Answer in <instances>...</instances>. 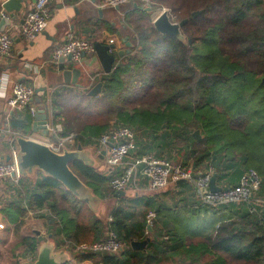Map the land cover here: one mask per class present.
<instances>
[{"label": "trees", "instance_id": "16d2710c", "mask_svg": "<svg viewBox=\"0 0 264 264\" xmlns=\"http://www.w3.org/2000/svg\"><path fill=\"white\" fill-rule=\"evenodd\" d=\"M155 1L172 7L175 13L179 11L168 0ZM182 8L188 19L181 29L184 41L161 35L153 25L141 31L135 27V52L101 79L100 97L82 95L87 102L72 96L70 107L55 115L60 117L65 133H74L75 147L95 145L112 126H124L135 131L140 146L150 141V150L158 157L166 148L171 151V143H180L177 157L183 164L190 162L197 173L212 168L217 181L227 179L228 159L237 161L227 185L238 183L244 171L254 169L260 177L259 188L249 200L210 208L212 213L220 212L221 220L209 233L186 237L175 228L163 231L155 221L151 227L154 251L145 253L130 246L132 240L145 237L146 229L127 205L118 203L104 220L61 183L43 175L26 203L17 200L10 206L19 218L27 208L44 209L43 216L54 228L56 245L60 246V238L79 262L158 264L175 256L176 264H264V0H181ZM195 10L202 12L192 17ZM140 12L147 14L145 9L140 8ZM132 67L137 75L125 78ZM95 98L108 103L95 104ZM77 100H81L80 105H74ZM118 101L122 104L117 105ZM87 103L96 111L82 107ZM15 120L11 124L15 132L29 124L25 117ZM196 129L200 139L192 135ZM243 139L250 143L238 142ZM232 143L236 147L230 152ZM135 154L143 152L136 149ZM70 167L95 197H114L111 177L103 169L80 161H72ZM134 202L138 207L142 203ZM144 204L154 207L153 201ZM169 220L164 221L165 226ZM109 230L124 243L121 252L77 249L80 244L105 237ZM163 232L168 237L154 246L164 239ZM40 241L38 236L20 239L31 259Z\"/></svg>", "mask_w": 264, "mask_h": 264}, {"label": "crops", "instance_id": "0c3cea01", "mask_svg": "<svg viewBox=\"0 0 264 264\" xmlns=\"http://www.w3.org/2000/svg\"><path fill=\"white\" fill-rule=\"evenodd\" d=\"M7 1L8 0H0V14H6L8 17H6L8 23L2 26L3 29L0 30V33L2 31L8 32L13 40L10 54L7 56L0 55V78L8 82L5 87L6 95L10 93L11 83L23 82L33 86L35 94L32 99V105L36 110L34 113H31L28 107L20 110H11L6 104V99H0V160L8 159L11 150L17 148L15 142V137L17 135L31 137L44 143H49L53 139V136L49 132L45 133L44 129L39 128L38 124L35 125L36 131L33 130V123L43 117V114L47 115V122L50 125L60 124L62 127V135H64L63 133L65 132L61 119L55 114L59 113L60 115V113H64V111L70 107L68 103H72V96L80 98L82 95L87 94L89 89L98 81L103 77L109 76L115 70L114 68L119 62H125L128 57L135 52L136 48L134 45L137 40L136 36L132 31L130 32L131 29L128 30L127 27L123 25L120 19L123 15L128 14L129 11H140V7H138L136 1L129 2L131 4V10H126L120 8L125 4L117 7L104 6L103 0H50V18L46 29L39 33L32 41H26L19 34L18 27L22 22L24 14L30 9L34 0H13L9 3L10 9L8 10L3 7ZM68 31H73L75 34L93 41L94 44L95 42L109 44L111 41L115 44V50H126L128 48L126 42L129 41L131 43V52L118 58L110 73L104 72L95 54V49L93 54L81 56L78 61L64 60L65 69L71 71L77 69L78 71L71 75L68 81H65L62 72L58 68V63L56 65H49L46 62L50 59L53 49L62 41V38ZM42 64L43 66L41 68H35V65ZM134 75H137V71L132 67L131 71L124 76L125 78H129V76L133 77ZM101 93L96 95V97H100ZM80 101L81 100H78L79 103ZM24 117L28 120L29 124H25L26 126H24L20 133L16 132L13 134L7 132V129L14 131L11 128V124L15 119H23ZM68 133L73 132H66L65 134ZM96 146L97 145H87L82 147L83 149L89 150L92 166L104 170V149L98 151ZM150 148V141L148 144L140 146L136 140V149H138V151L144 153L148 152ZM161 157L164 156L162 155ZM185 164L191 167L190 162H186ZM42 178L43 173L39 170H35L31 175L21 176L17 183H14L10 179L0 180V224L2 225V227H0L1 263L21 264L23 261H34L36 255L34 259L27 256L25 251L26 247L20 243V239L26 236H38L41 237L40 244L45 242L51 243L54 249L57 247V249H59L57 251L63 250L67 254L68 259L65 264H94L93 261L89 259L80 262L76 260L73 257L72 250H67V246L62 244L59 237L57 242L60 246L56 245L54 240L55 236L54 238L52 237L53 233L55 234L54 228L51 226L52 223L43 216V213H45L44 209H28L26 207L27 209L23 217L19 218L15 216V210L11 208L10 204L15 205L14 201L17 200L26 203L31 189L34 187L35 183ZM216 183L219 184L217 180ZM170 187L173 190L181 192L183 195L182 200L185 199L188 205L191 204V206L188 207L190 212H199L202 216H213L216 213L220 214V212L212 213L210 208L213 207L201 205L192 187L187 182L180 181L176 184H170L163 189L165 190ZM163 189H160V191ZM141 190L148 191L144 182H141L139 188L135 190L133 188L126 189L125 194L121 197L114 196L101 200V204L106 202L109 205V209H106L105 212L98 207L101 214H104L102 218H108L109 212L114 206H117L118 203L126 202L127 199H130L132 194H136L134 191ZM142 194L146 196L144 200L153 201L154 207L149 208L148 212H154V218H159L160 225L158 221L155 220L159 228H163V231L175 228V230L184 234L186 237L196 235L193 233L188 234L186 229L180 231V228L174 227L173 224L171 227L165 226L164 221H166V219L161 215V211L156 208L157 206H155V199L162 201V196H152L151 193L148 195L146 192ZM140 198H134V200H132L133 204L135 205L134 201L139 200L141 202ZM219 219L220 218L214 219L213 223L203 232H212ZM20 220H22V223L17 226ZM145 223L146 222L143 221L142 225L147 233L153 232L152 228L149 229L150 226H146ZM203 232H199L198 234ZM146 237L148 236H145L143 239ZM167 237V235H164V239H159L157 244L156 242L154 243V246H160L159 242L165 240ZM143 239H139L138 241H142ZM152 240L153 237H149V241H147L143 247L140 249H133V251L145 253L153 252ZM176 261V257L171 256V258L164 259L158 264H176Z\"/></svg>", "mask_w": 264, "mask_h": 264}, {"label": "built area", "instance_id": "2783aa9c", "mask_svg": "<svg viewBox=\"0 0 264 264\" xmlns=\"http://www.w3.org/2000/svg\"><path fill=\"white\" fill-rule=\"evenodd\" d=\"M135 1L140 2L146 9H150L152 4L151 0H103V5L117 7ZM49 4L50 0L33 1L18 27V32L23 39L32 41L46 29L50 18ZM2 15L7 17L6 14ZM12 40L8 32L2 31L0 33L1 56L10 54ZM94 49L93 41L79 36L73 31H68L62 41L53 49L51 57L46 63L56 65L60 57L65 59L68 55L71 56L72 60L78 61L81 56L93 54ZM42 66L43 64L35 65V68L38 69ZM6 83H8L6 80L0 78V99L5 98L6 104L11 110L28 107L30 112L34 113L36 110L32 105L35 94L34 87L27 83L14 82L10 84V93L6 95ZM46 130L53 136V139L46 143L53 150L62 151L65 148H76L74 133L62 135L60 124L50 125L47 122ZM7 132L16 133L11 129H7ZM95 145H97L98 151L104 149V171L106 175L111 177L109 184L114 191H125L128 188L137 189L141 182L145 183L147 189L160 190L170 184L184 181L192 187L201 205L217 208L224 204L239 203L253 198V194L260 185V177L257 171L248 169L243 172L238 183L227 186L216 183L221 187L220 190L210 191L208 182L214 172L212 168L195 173L190 166L183 164V162L172 163L166 157H158L150 153L135 154L136 133L124 126H112L99 137ZM16 153L17 148H14L11 150L8 159L0 160V180L10 179L17 183L21 178ZM258 201L260 200H256L257 203ZM153 217L154 213L148 212L147 223ZM0 227H2L1 224ZM79 248L115 254L124 249V243L119 240L114 231L109 230L105 237L89 244H80Z\"/></svg>", "mask_w": 264, "mask_h": 264}, {"label": "water", "instance_id": "95a60500", "mask_svg": "<svg viewBox=\"0 0 264 264\" xmlns=\"http://www.w3.org/2000/svg\"><path fill=\"white\" fill-rule=\"evenodd\" d=\"M13 0H8L3 5L5 9H10L9 3ZM149 10V9H146ZM202 12V10H195L191 13L192 17H196ZM188 21L187 18L180 21H173L167 10H162L152 22L154 29L164 36H171L180 41H184L185 37L182 34V26ZM6 17L0 14V30L3 29V25L7 24ZM128 48L126 50H115V44L110 42L109 44L95 42V54L100 61L105 73H110L113 69L115 62L118 58L124 54L131 52V43L126 42ZM64 60L72 61L70 55L65 59L60 57L58 59V68L62 72L63 79L68 81V78L77 73V69L73 71L64 68ZM264 81V76L262 78ZM102 92V81H98L87 92L88 95L96 96ZM42 112V111H41ZM47 115L43 114L38 121L33 123V130L36 131L35 125H39V128L44 129L46 133ZM195 139H200L201 134L199 130H194L192 133ZM17 146V163L18 169L22 176L31 175L35 170H39L46 177L52 178L69 191L74 197L85 202L88 207L96 213L100 199L92 194L91 189L79 178V176L71 169L70 163L72 161H80L87 165H92V160L89 156V150L83 149L82 145L78 144L73 149H63L62 151H55L49 145L44 142L35 140L31 137L23 135H17L15 137ZM217 174L213 173L209 182L208 189L210 191L220 190V186L216 184ZM125 194L124 190L115 191V197H121ZM148 226L147 223H145ZM149 227V226H148ZM150 229V227H149ZM149 241V237H146L142 241L132 240L130 246L132 249H140L146 242ZM68 256L62 251H57L51 243L45 242L39 245L37 248V254L34 261H23L21 264H65Z\"/></svg>", "mask_w": 264, "mask_h": 264}, {"label": "rangeland", "instance_id": "374dc122", "mask_svg": "<svg viewBox=\"0 0 264 264\" xmlns=\"http://www.w3.org/2000/svg\"><path fill=\"white\" fill-rule=\"evenodd\" d=\"M151 1H152V4L150 6V9L145 10V12H147V14L146 13L144 14V13L136 10V12L129 11L128 14L123 15L121 17L120 20L123 23V25H125L128 30L131 29L130 32L132 31L133 34H135L134 33L135 27L137 30L141 31L145 27L152 25L153 20L155 19V17L158 14H160L162 12V10H167L170 18L173 21H180L181 19L187 18V17H184L185 16L184 8L181 9V0H168V2L171 3V5L178 7L179 11H176V13L174 12V9L172 7H166L165 5L160 6L155 0H151ZM136 2H137L138 7L146 9L145 7H143L141 5L140 2H138V1H136ZM120 8L121 9L124 8L126 10H131V4L127 3ZM179 16H180V18H178ZM136 43L137 42H135V45H136ZM261 81L264 82L262 79H261ZM81 98L88 102V98H86L85 96H81ZM95 99L96 100L93 101V103H95V104H102V106H105L108 103V102H105V100H101L102 98H95ZM96 102H98V103H96ZM75 104L80 105L78 100L75 101ZM116 104L120 105V104H122V102L118 101V103H116ZM82 107H84L85 109H87V108L91 109V111H96V107L95 106L90 107V103H87L86 105L82 104ZM111 124H113V121H111ZM159 133L160 132H158V134ZM238 142H242V143L245 142L248 144V143H250V140L249 139H243L241 141L239 140ZM167 144L170 145V143H167ZM172 144H174V143H171V148H172L171 151H169L166 148L164 150V152L160 151L159 155L160 154L163 155L164 157L169 159L172 163L182 162V158L177 157L178 149L180 147V143L176 142L175 146H172ZM235 147H236V145L234 143H232L228 150L231 152V150H234ZM230 152H228V153L225 152V153L228 156H233L232 153H230ZM147 153L152 154V153H155V151L154 150L151 151L149 149ZM228 162L229 163L227 165H229V164L230 165L227 166V175H226L227 179L218 181L219 184L222 186H227L228 179H231L233 177V175L235 174V173H233V169H234V167L237 166V164L236 165H233V164L237 163V161L232 162V159H228ZM185 165H187V164H185ZM187 166H189V165H187ZM194 172L196 173V171H194ZM143 192H146V194H148V195L151 193L152 196L153 195H156V196L161 195L162 201H160L159 199H155V203H156L155 206H157L158 210L161 211V215L164 216L165 219H170V222L167 225L169 227H171V225L173 224L174 227L180 228L179 229L180 231L181 230L184 231V229H186L188 234H190V233L198 234L199 232L205 231L213 223L214 219H217L220 217L219 213H216L213 216H208V215L202 216V214H200L199 212H190L188 210V207H190L191 204L188 205V203L185 201V199L182 200L183 195L181 194V192L173 190L170 187L168 189H165V190L163 189L161 191L160 190L159 191H152L150 189H148V191H146V190L134 191V193H136V194H132V196H130V199H127L126 202L124 201L123 204L127 205L130 212L132 213V215H135L136 219H138L141 222L145 221L147 223L146 216L148 214V209L150 208V207H148L149 205L144 204V203L148 202V200H144L146 196L144 194H142ZM131 197H133V198H131ZM137 197H139V198L142 197V198H140L142 203L139 207L134 205L132 202V200H134V198H137ZM256 204H261V203H260V201H258V203H256ZM150 205H152V204H150ZM99 207L101 208V210L103 212H105L106 209H109V205L106 202H103L102 204L100 203ZM96 213L100 216L104 215V214H101L99 208L97 209ZM225 214H227V213H225ZM226 217H228V214L226 215ZM106 219L107 218H104V220H106ZM155 220H157L158 224L160 225L159 218L156 219V217L155 218L153 217L150 220V222L147 223L150 226V228L153 225H155L154 224ZM219 220H221V218ZM145 232H146L145 236H148L150 238L154 237L153 232L147 233L146 230H145ZM163 235H165V233H163ZM77 249L83 250V251L88 250V249H81V248H79V246L77 247ZM0 263H1V261H0ZM229 264H237V263L229 262Z\"/></svg>", "mask_w": 264, "mask_h": 264}]
</instances>
